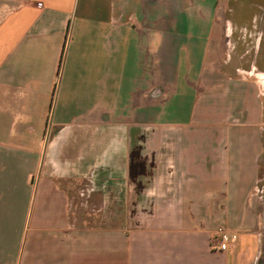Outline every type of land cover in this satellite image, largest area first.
I'll use <instances>...</instances> for the list:
<instances>
[{
    "label": "crops",
    "instance_id": "obj_1",
    "mask_svg": "<svg viewBox=\"0 0 264 264\" xmlns=\"http://www.w3.org/2000/svg\"><path fill=\"white\" fill-rule=\"evenodd\" d=\"M263 75L264 0H0V264H264Z\"/></svg>",
    "mask_w": 264,
    "mask_h": 264
},
{
    "label": "rangeland",
    "instance_id": "obj_2",
    "mask_svg": "<svg viewBox=\"0 0 264 264\" xmlns=\"http://www.w3.org/2000/svg\"><path fill=\"white\" fill-rule=\"evenodd\" d=\"M182 41H186V43H184L182 46V48L178 51V58H179V64H180V69H179V75L181 77V75L183 74L184 72V64H185V61H189V63L191 64L192 66V72L195 71L196 69V73H201L202 74V77H206V73H208L207 71V63L210 59H213L216 63L218 62V59L217 58H220L219 59V62L221 63V59H225L226 58V55L225 54H220V53H215V54H208L207 57L205 55V53H203V48L201 47V49H199L196 53H192L190 51V48H189V39H185V38H181ZM175 40H178V39H175ZM202 41V40H200ZM201 45V44H200ZM199 45V46H200ZM183 68V69H182ZM221 73V72H220ZM219 72L215 73L216 77H220ZM200 74V75H201ZM184 88V87H183ZM264 88V87H263ZM159 87H156V86H153L152 87V90H151V96H157L159 95ZM128 120L130 121L131 118H128ZM263 125H264V115H263ZM263 222H264V219H263ZM264 224V223H263ZM264 226V225H263Z\"/></svg>",
    "mask_w": 264,
    "mask_h": 264
},
{
    "label": "built area",
    "instance_id": "obj_3",
    "mask_svg": "<svg viewBox=\"0 0 264 264\" xmlns=\"http://www.w3.org/2000/svg\"><path fill=\"white\" fill-rule=\"evenodd\" d=\"M214 232L219 235V238L213 239L216 249L227 251L233 248L237 237L235 232L230 231L221 221H215Z\"/></svg>",
    "mask_w": 264,
    "mask_h": 264
},
{
    "label": "bare ground",
    "instance_id": "obj_4",
    "mask_svg": "<svg viewBox=\"0 0 264 264\" xmlns=\"http://www.w3.org/2000/svg\"><path fill=\"white\" fill-rule=\"evenodd\" d=\"M263 77H264V75H263ZM262 82H263V86H264V80Z\"/></svg>",
    "mask_w": 264,
    "mask_h": 264
}]
</instances>
